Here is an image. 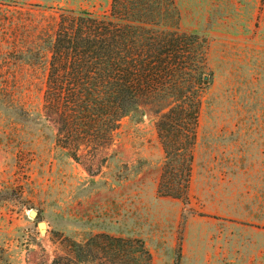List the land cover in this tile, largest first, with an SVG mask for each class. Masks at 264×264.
I'll return each instance as SVG.
<instances>
[{
  "label": "rangeland",
  "instance_id": "rangeland-1",
  "mask_svg": "<svg viewBox=\"0 0 264 264\" xmlns=\"http://www.w3.org/2000/svg\"><path fill=\"white\" fill-rule=\"evenodd\" d=\"M111 4L0 0V264H53L97 234L142 240L152 264H264V0H176L209 49L186 204L158 195L149 107L79 163L55 146L44 95L59 17Z\"/></svg>",
  "mask_w": 264,
  "mask_h": 264
},
{
  "label": "trees",
  "instance_id": "trees-1",
  "mask_svg": "<svg viewBox=\"0 0 264 264\" xmlns=\"http://www.w3.org/2000/svg\"><path fill=\"white\" fill-rule=\"evenodd\" d=\"M209 49L181 29L176 0H112L108 14L63 10L51 44L44 107L55 146L75 162L113 142L149 107L164 150L160 197L189 200ZM53 264H152L140 239L97 234Z\"/></svg>",
  "mask_w": 264,
  "mask_h": 264
},
{
  "label": "water",
  "instance_id": "water-1",
  "mask_svg": "<svg viewBox=\"0 0 264 264\" xmlns=\"http://www.w3.org/2000/svg\"><path fill=\"white\" fill-rule=\"evenodd\" d=\"M204 80H205V84H206L207 83L206 81L208 80V76H205ZM30 216L33 217V218H37L38 212L36 210H31ZM45 225H46L45 223H40L39 224V228H40L41 232H45L46 231Z\"/></svg>",
  "mask_w": 264,
  "mask_h": 264
},
{
  "label": "bare ground",
  "instance_id": "bare-ground-1",
  "mask_svg": "<svg viewBox=\"0 0 264 264\" xmlns=\"http://www.w3.org/2000/svg\"><path fill=\"white\" fill-rule=\"evenodd\" d=\"M45 229H46V226H45Z\"/></svg>",
  "mask_w": 264,
  "mask_h": 264
}]
</instances>
